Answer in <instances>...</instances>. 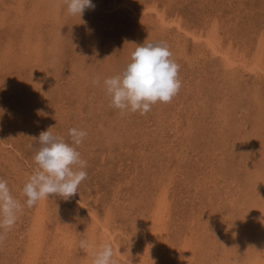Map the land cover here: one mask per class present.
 Returning a JSON list of instances; mask_svg holds the SVG:
<instances>
[{
	"label": "rangeland",
	"instance_id": "374dc122",
	"mask_svg": "<svg viewBox=\"0 0 264 264\" xmlns=\"http://www.w3.org/2000/svg\"><path fill=\"white\" fill-rule=\"evenodd\" d=\"M92 3L81 19L64 0H0V178L23 202L32 138L87 132L78 193L25 207L0 241V264L92 263L79 242H106L107 228L116 264H143L152 247L158 264H264V74L229 67L205 40L262 66L264 0ZM145 41L167 44L182 87L144 115H121L102 81Z\"/></svg>",
	"mask_w": 264,
	"mask_h": 264
},
{
	"label": "clouds",
	"instance_id": "9594fccd",
	"mask_svg": "<svg viewBox=\"0 0 264 264\" xmlns=\"http://www.w3.org/2000/svg\"><path fill=\"white\" fill-rule=\"evenodd\" d=\"M64 3L68 15L81 19L86 9L95 8L92 0H64ZM130 44L135 48L129 62L120 74L104 78L102 87L111 106L121 115H144L154 105L169 103L178 94L182 87L179 65L172 59L165 42ZM93 83L101 84V80L97 78ZM51 129L41 132L38 139L32 138L40 147L33 157L36 167L22 190L23 202L13 195L8 181L0 178V241L15 226L25 207L31 208L41 200L54 197L69 200L87 177V162L77 150L87 132L75 127L69 129V143L54 135ZM79 247L91 254L92 264H116L108 242L97 245L85 237Z\"/></svg>",
	"mask_w": 264,
	"mask_h": 264
},
{
	"label": "bare ground",
	"instance_id": "6f19581e",
	"mask_svg": "<svg viewBox=\"0 0 264 264\" xmlns=\"http://www.w3.org/2000/svg\"><path fill=\"white\" fill-rule=\"evenodd\" d=\"M156 4V3H155ZM136 5V4H135ZM154 7V6H153ZM133 12V11H132ZM134 13V12H133ZM139 13V12H138ZM132 14V13H131ZM159 16H160V20H161V22L164 24V26H165V24L167 25V21L165 20V18H164V16L161 14H159ZM169 25V24H168ZM182 26V25H181ZM182 29V28H181ZM189 34V33H188ZM190 36V35H189ZM141 39V38H140ZM210 40H207V39H205L206 41H207V44H208V46L209 47H211L213 50H212V52L214 51V53L215 54H219V55H223V57L225 58V60L227 61L226 63H228L229 64V67H232V66H235V65H237V64H240L241 65V63H242V66L244 67V69H248L249 71H255V70H262V73L264 74V64L261 66V64H259V63H251L250 65L248 64H246L244 61H239L238 59H237V57L235 58V56L233 57V58H231L230 57V53L229 54H223V53H221L220 51H219V49L216 47V45L214 44V42H213V40H212V38L210 37L209 38ZM217 41V40H216ZM215 41V42H216ZM143 44V43H142ZM210 51H211V49H210ZM212 52H211V54H212ZM231 52V51H230ZM214 55V54H213ZM222 60V59H221ZM224 60V59H223ZM263 60V59H262ZM261 60V61H262ZM224 62V61H223ZM225 64V63H224ZM227 64V65H228ZM226 65V66H227ZM234 69V68H233ZM253 184V183H252ZM256 190V189H255ZM259 193V192H258ZM263 194V193H262ZM263 196V195H262ZM261 196V197H262ZM264 197V196H263ZM259 202V201H258ZM158 204V203H157ZM166 204V203H165ZM167 206V205H166ZM166 206H164V207H166ZM162 208V207H161ZM165 209V208H164ZM39 210V209H38ZM167 210V209H166ZM156 211V210H155ZM89 213H90V211H89ZM91 213L93 214V212L91 211ZM90 213V214H91ZM161 214V213H160ZM94 215V214H93ZM155 215V214H154ZM167 215V214H166ZM94 217H96V216H94ZM169 217V216H168ZM38 218H39V216H38ZM159 219L161 218V217H158ZM32 219H34V218H32ZM164 219V218H163ZM41 220H43V218H39V221H41ZM162 220V219H161ZM45 221V220H44ZM99 221V220H98ZM159 221V220H158ZM42 222V221H41ZM153 222V221H152ZM40 223V222H39ZM96 223H98V222H96ZM108 223V222H107ZM261 223V222H260ZM153 224V223H152ZM159 224V223H158ZM44 225V224H43ZM97 225V224H96ZM104 226H106V224L104 225ZM151 226H154V224L153 225H151ZM41 227V225L39 226V224L34 228V231H33V241H34V243H33V245H31V243H30V247H32L31 249H32V252H31V255L32 256H35L36 254H37V252H39L40 251V244H41V239H42V237H41V239H40V237H38V236H40V234H39V228ZM151 228V227H150ZM264 228V227H263ZM43 229V228H42ZM97 229V228H96ZM100 231V230H99ZM162 231V230H161ZM161 231H159V232H161ZM66 232V231H65ZM93 232H94V230H93ZM104 232H105V234H107L106 235V242H108V243H110V244H112V243H114L115 242V240H116V233L114 234V233H110L111 232V230L109 231V229L107 228V229H104ZM159 232H157L156 233V236L154 237V238H152V236L153 235H155V234H153L152 236H151V238H152V241H154L155 242V240L158 242V240H159V238L161 237V235H160V233ZM163 232H165V231H163ZM146 233H147V231H146ZM150 233V232H149ZM149 233H147L148 235H149ZM167 233V232H166ZM151 234V233H150ZM164 234V233H163ZM162 234V235H163ZM193 234V233H192ZM167 235V234H166ZM208 235V234H207ZM62 235L60 234V237H61ZM93 236V235H92ZM28 237H29V234H28ZM59 237V236H58ZM72 237V236H71ZM98 237H100V236H98ZM62 238V237H61ZM60 238V239H61ZM93 238V237H92ZM150 238V239H151ZM167 238H168V236H167ZM64 239V238H63ZM147 239H149V238H147ZM98 240V239H97ZM70 241V240H69ZM65 242H67V241H65ZM98 242V241H97ZM157 242L155 243V245L154 246H157ZM163 242H164V240H163ZM166 242V241H165ZM64 243V242H63ZM159 243V242H158ZM162 243V242H161ZM194 243V242H193ZM57 244V243H56ZM66 243H64V245H65ZM151 244V243H150ZM189 244H191V243H189ZM44 245V244H43ZM152 245H153V243H152ZM164 245V244H163ZM27 246V245H26ZM187 246H188V244H187ZM191 246V245H190ZM189 246V247H190ZM64 247V246H63ZM146 247V246H145ZM159 247V246H158ZM188 247V248H189ZM60 248H62V247H60ZM59 248V249H60ZM148 248V247H147ZM161 248V247H160ZM163 248V247H162ZM164 248H165V246H164ZM192 247H190V249H191ZM67 249H68V247H67ZM70 249V248H69ZM68 249V250H69ZM118 249V248H117ZM146 249V248H145ZM149 249V248H148ZM154 249V247H152L151 249H149L150 251L148 252L147 251V256H146V258H145V260L144 261H142V262H144L143 264H158L159 263V261H158V258H157V254L155 255V254H153V252H152V250ZM157 249V248H156ZM182 249V248H181ZM184 249V248H183ZM192 249H194V248H192ZM155 250V249H154ZM71 251H73V250H71ZM126 251V250H125ZM143 251V250H142ZM162 251H164V250H162ZM60 252V251H59ZM68 252V251H67ZM144 252V251H143ZM158 252V251H157ZM161 252V251H160ZM183 252H185V251H183ZM182 252V253H183ZM187 252V251H186ZM19 253V252H18ZM40 253V252H39ZM69 253V252H68ZM67 253V254H68ZM71 253V252H70ZM189 253V255H191V253L190 252H188ZM54 254V253H53ZM66 254V255H67ZM90 254V253H89ZM68 255H71V254H68ZM146 255V254H145ZM162 255H164L163 253H162ZM161 255V256H162ZM182 255V254H181ZM89 256H91V255H89ZM184 255H182V257H183ZM38 257V256H37ZM116 257V256H115ZM170 257V256H169ZM185 257V256H184ZM184 257H183V263L185 262V260L186 261H189V258H187V259H184ZM33 258H36V257H33ZM191 258V257H190ZM30 259V258H29ZM86 259V258H85ZM91 259V258H90ZM136 259V258H135ZM159 259H161V258H159ZM38 260V259H37ZM25 261V260H24ZM29 261V260H28ZM36 261V260H35ZM85 261V260H84ZM89 261H92V260H89ZM115 261H117V260H115ZM177 261V260H176ZM191 261H192V259H191ZM191 261H189V262H191ZM87 262V261H86ZM119 262V261H118ZM117 262V263H118ZM133 262V261H132ZM178 262H180V261H178ZM187 263V262H186ZM192 263V262H191ZM88 264H92L91 262H88ZM132 264V263H131ZM185 264V263H184Z\"/></svg>",
	"mask_w": 264,
	"mask_h": 264
}]
</instances>
